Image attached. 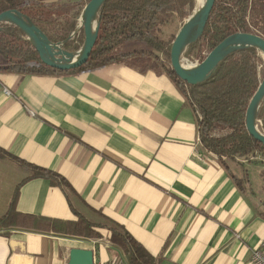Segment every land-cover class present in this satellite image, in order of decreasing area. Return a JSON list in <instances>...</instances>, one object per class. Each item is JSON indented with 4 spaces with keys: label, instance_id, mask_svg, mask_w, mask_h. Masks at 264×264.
I'll return each mask as SVG.
<instances>
[{
    "label": "crops",
    "instance_id": "obj_1",
    "mask_svg": "<svg viewBox=\"0 0 264 264\" xmlns=\"http://www.w3.org/2000/svg\"><path fill=\"white\" fill-rule=\"evenodd\" d=\"M129 58L53 74L0 71V148L67 183H20L28 170L0 159V218L19 186L20 213L103 225L98 238L0 228V264H67L71 248L91 249L94 264H127L110 241L113 222L157 264H251L264 237V174L247 169L237 185L201 147L196 114L172 79Z\"/></svg>",
    "mask_w": 264,
    "mask_h": 264
},
{
    "label": "trees",
    "instance_id": "obj_2",
    "mask_svg": "<svg viewBox=\"0 0 264 264\" xmlns=\"http://www.w3.org/2000/svg\"><path fill=\"white\" fill-rule=\"evenodd\" d=\"M88 1L0 0V12L19 11L28 16L50 41L58 42L64 41L75 30L78 16ZM194 1L106 0L100 8L98 35L87 61L67 71L120 62L135 54L149 56L153 62L139 66L164 72L172 79L196 114L198 138L205 151L215 153L226 167L227 161L240 164V158L253 161L256 156H261L264 159V145L245 128L247 105L264 72L262 57L255 48L247 47L228 54L205 81L195 85L181 80L170 67L171 41L192 12ZM234 32L264 37V0H215L201 36L187 47L183 56L188 62L201 61L205 53ZM82 41V32L79 31L64 44V48L75 51ZM124 42H141L147 45V49L113 54L115 47ZM0 71L23 75L63 72L41 63L31 43L11 25L0 29ZM258 119L264 130V102ZM7 157L29 171L20 183L41 177L49 179L52 184L67 186L58 174L0 148V159ZM236 182L241 187L242 183ZM18 190L19 186H16L7 211L0 218V228L22 227L84 238L100 236L98 228L103 225L79 214L75 220H69L18 212L15 208ZM106 226L111 233V243L122 251L127 264H157V259L122 226L114 222Z\"/></svg>",
    "mask_w": 264,
    "mask_h": 264
},
{
    "label": "water",
    "instance_id": "obj_3",
    "mask_svg": "<svg viewBox=\"0 0 264 264\" xmlns=\"http://www.w3.org/2000/svg\"><path fill=\"white\" fill-rule=\"evenodd\" d=\"M105 1L89 0L78 16L76 29L64 41H50L28 16L14 9L0 12V29L6 25L18 28L36 50L41 63L59 71H67L87 61L98 35L100 8ZM214 1L204 0L202 7L195 13L193 8L178 28L170 44V67L187 84L195 85L205 81L221 60L228 54L243 48H255L264 61V37L254 33L234 32L217 43L198 63H186L183 54L187 47L201 36ZM79 30L83 35L80 47L76 51L66 50L64 44ZM75 54L79 55L75 57ZM263 102L264 72L245 111V128L262 145H264V130L262 125H259V128L256 127L255 122L259 121L258 114ZM67 264H94V253L91 249L71 248Z\"/></svg>",
    "mask_w": 264,
    "mask_h": 264
},
{
    "label": "rangeland",
    "instance_id": "obj_4",
    "mask_svg": "<svg viewBox=\"0 0 264 264\" xmlns=\"http://www.w3.org/2000/svg\"><path fill=\"white\" fill-rule=\"evenodd\" d=\"M194 4H195V2H194ZM79 31H77V33ZM145 49H147V45L144 43H141V42H124V43L119 44L115 47V49L113 50V54L131 52L134 50H145ZM206 54L207 53H205V55ZM129 59H130L129 63L132 64L133 62L134 63L139 62V64L137 63L138 65L153 62V59L150 58L149 56H143V55H139V54L132 55ZM196 61H197V63L199 62L198 60H196ZM187 64H190V63H187ZM263 65H264V61H263ZM258 124L259 125L262 124L260 120L258 121ZM222 160L224 161L225 158H223ZM225 161H227V160H225ZM238 162H240V164H236L235 162L227 161V165H228V167L232 168V171L235 174L233 172L232 173L235 175L236 179L240 183H242V185L245 183L247 184V180H248V177H247L245 171H248V170L259 171L260 170L261 175L264 174V167L262 166V165H264V159L261 156H256L255 158H253V161H248L247 159L244 160V158H240L238 160ZM261 179H262L261 185H263V186L261 187L260 192H258V195H259V199L261 201V204L264 205V177ZM257 182H258L257 180L254 182L255 188L258 187ZM262 208H263V214H264V207H262Z\"/></svg>",
    "mask_w": 264,
    "mask_h": 264
},
{
    "label": "built area",
    "instance_id": "obj_5",
    "mask_svg": "<svg viewBox=\"0 0 264 264\" xmlns=\"http://www.w3.org/2000/svg\"><path fill=\"white\" fill-rule=\"evenodd\" d=\"M197 61H193V62H188L186 61V63H196ZM4 94L6 95H12L11 91L7 88L3 89ZM30 115H34L33 112L31 110H29ZM199 140V138H198ZM208 154L219 158L215 153L211 152V151H206ZM251 264H264V237L260 240L259 245L254 248L251 252V259H250ZM103 264H125V263H121V262H106Z\"/></svg>",
    "mask_w": 264,
    "mask_h": 264
},
{
    "label": "bare ground",
    "instance_id": "obj_6",
    "mask_svg": "<svg viewBox=\"0 0 264 264\" xmlns=\"http://www.w3.org/2000/svg\"><path fill=\"white\" fill-rule=\"evenodd\" d=\"M204 3V0H195L194 4V13L199 11V9L202 7ZM79 54H75V57H77ZM255 126L258 127L257 123L255 122ZM259 128V127H258Z\"/></svg>",
    "mask_w": 264,
    "mask_h": 264
}]
</instances>
